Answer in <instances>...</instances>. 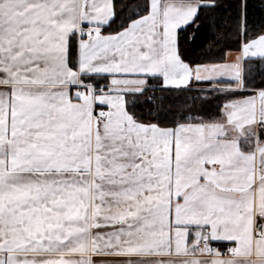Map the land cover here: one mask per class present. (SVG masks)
I'll list each match as a JSON object with an SVG mask.
<instances>
[{
  "label": "snow or ice",
  "instance_id": "6c2138e0",
  "mask_svg": "<svg viewBox=\"0 0 264 264\" xmlns=\"http://www.w3.org/2000/svg\"><path fill=\"white\" fill-rule=\"evenodd\" d=\"M0 264H264V0H0Z\"/></svg>",
  "mask_w": 264,
  "mask_h": 264
},
{
  "label": "trees",
  "instance_id": "16d2710c",
  "mask_svg": "<svg viewBox=\"0 0 264 264\" xmlns=\"http://www.w3.org/2000/svg\"><path fill=\"white\" fill-rule=\"evenodd\" d=\"M258 0H252V3H257ZM207 34H202L201 39H204ZM197 44H199V41H197Z\"/></svg>",
  "mask_w": 264,
  "mask_h": 264
}]
</instances>
